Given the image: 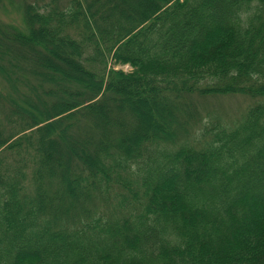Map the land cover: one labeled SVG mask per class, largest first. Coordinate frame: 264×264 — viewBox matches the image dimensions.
Wrapping results in <instances>:
<instances>
[{
    "label": "trees",
    "instance_id": "trees-1",
    "mask_svg": "<svg viewBox=\"0 0 264 264\" xmlns=\"http://www.w3.org/2000/svg\"><path fill=\"white\" fill-rule=\"evenodd\" d=\"M135 2L0 17V264H264V0Z\"/></svg>",
    "mask_w": 264,
    "mask_h": 264
},
{
    "label": "rangeland",
    "instance_id": "rangeland-1",
    "mask_svg": "<svg viewBox=\"0 0 264 264\" xmlns=\"http://www.w3.org/2000/svg\"><path fill=\"white\" fill-rule=\"evenodd\" d=\"M4 4H0V10L4 9L0 14L1 19H5L13 24V26L26 30V25L24 22L23 8L21 6L22 0H4ZM118 1V0H116ZM136 0H130V5H136ZM9 13L6 15L5 13ZM62 52V51H61ZM63 53V52H62ZM61 53V54H62ZM61 66L66 68V64L59 62ZM113 66V64H110ZM115 69H123L126 72L131 70V67L126 66H116ZM196 106L199 108V111L204 114V116L211 117H220L224 121H236L238 120L245 110L248 108V105L251 103V100L248 96L245 95H217L212 97L200 98L196 97ZM147 108L151 109L153 115L152 103L147 102ZM147 108L140 107L143 112H146ZM212 115V116H210ZM206 123V119L204 121ZM145 122L141 124V130L145 126ZM129 128L125 129V132H128Z\"/></svg>",
    "mask_w": 264,
    "mask_h": 264
}]
</instances>
